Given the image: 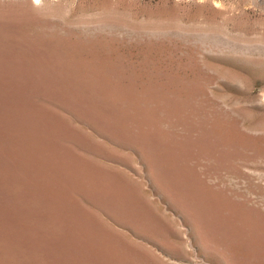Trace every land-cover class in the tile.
I'll use <instances>...</instances> for the list:
<instances>
[{
    "label": "rangeland",
    "instance_id": "374dc122",
    "mask_svg": "<svg viewBox=\"0 0 264 264\" xmlns=\"http://www.w3.org/2000/svg\"><path fill=\"white\" fill-rule=\"evenodd\" d=\"M0 264H264V0H0Z\"/></svg>",
    "mask_w": 264,
    "mask_h": 264
}]
</instances>
